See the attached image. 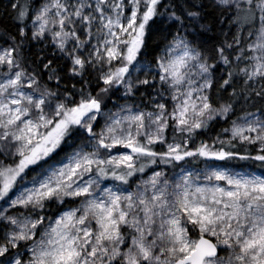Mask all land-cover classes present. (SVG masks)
Returning <instances> with one entry per match:
<instances>
[{
    "label": "snow or ice",
    "instance_id": "snow-or-ice-1",
    "mask_svg": "<svg viewBox=\"0 0 264 264\" xmlns=\"http://www.w3.org/2000/svg\"><path fill=\"white\" fill-rule=\"evenodd\" d=\"M0 264H264V0H0Z\"/></svg>",
    "mask_w": 264,
    "mask_h": 264
}]
</instances>
